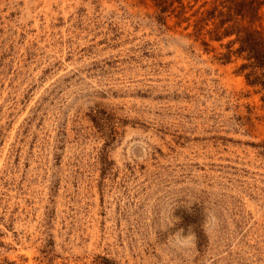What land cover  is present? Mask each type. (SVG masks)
Segmentation results:
<instances>
[{
	"label": "rangeland",
	"instance_id": "1",
	"mask_svg": "<svg viewBox=\"0 0 264 264\" xmlns=\"http://www.w3.org/2000/svg\"><path fill=\"white\" fill-rule=\"evenodd\" d=\"M213 1L0 0V264H264V103Z\"/></svg>",
	"mask_w": 264,
	"mask_h": 264
},
{
	"label": "trees",
	"instance_id": "2",
	"mask_svg": "<svg viewBox=\"0 0 264 264\" xmlns=\"http://www.w3.org/2000/svg\"><path fill=\"white\" fill-rule=\"evenodd\" d=\"M158 9L157 17L169 11L173 3L182 7L183 0H152ZM206 2V1H205ZM204 2V3H205ZM207 11L209 19H215L214 39L233 36L226 44L227 51L221 55L223 62H229L232 54L242 58L238 67L245 82L260 95L264 103V29L258 24L260 9L264 0H214ZM233 46H235L233 48ZM97 264H117L111 258L97 256Z\"/></svg>",
	"mask_w": 264,
	"mask_h": 264
},
{
	"label": "clouds",
	"instance_id": "3",
	"mask_svg": "<svg viewBox=\"0 0 264 264\" xmlns=\"http://www.w3.org/2000/svg\"><path fill=\"white\" fill-rule=\"evenodd\" d=\"M209 220L215 222V217L209 214L206 216L205 222ZM190 240L191 237L189 235L187 237H184L182 235V232H177L175 235H171L169 237V242L172 243L174 246L187 247L189 245Z\"/></svg>",
	"mask_w": 264,
	"mask_h": 264
}]
</instances>
